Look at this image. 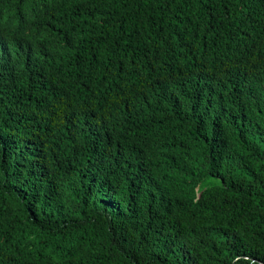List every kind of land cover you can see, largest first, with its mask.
<instances>
[{
	"label": "trees",
	"instance_id": "obj_1",
	"mask_svg": "<svg viewBox=\"0 0 264 264\" xmlns=\"http://www.w3.org/2000/svg\"><path fill=\"white\" fill-rule=\"evenodd\" d=\"M0 264H264V0H0Z\"/></svg>",
	"mask_w": 264,
	"mask_h": 264
}]
</instances>
